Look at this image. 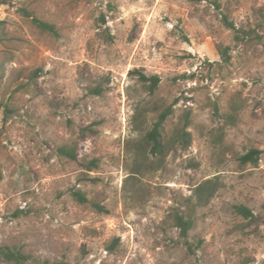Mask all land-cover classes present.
<instances>
[{
  "label": "rangeland",
  "instance_id": "374dc122",
  "mask_svg": "<svg viewBox=\"0 0 264 264\" xmlns=\"http://www.w3.org/2000/svg\"><path fill=\"white\" fill-rule=\"evenodd\" d=\"M214 1L0 4V100L14 108L8 118L0 110V245L29 254L23 264H264V0H218L221 8ZM22 6L59 35L36 27ZM223 13L259 36L238 41ZM219 45L229 47L230 62ZM26 68L41 75L30 91L13 94L12 78ZM136 70L160 76L155 93ZM98 84L104 93L90 94ZM233 101L243 106L220 152L210 137L215 106L227 113ZM154 103H175L172 123L190 111L192 141L144 160L133 141L156 120ZM95 121L97 133L77 150L79 160L97 159L87 170L58 147ZM251 148L261 151L258 163L241 167L238 157ZM199 185L209 197L183 237L170 215ZM75 189L107 210L80 203ZM236 203H247L255 219L234 213Z\"/></svg>",
  "mask_w": 264,
  "mask_h": 264
},
{
  "label": "trees",
  "instance_id": "16d2710c",
  "mask_svg": "<svg viewBox=\"0 0 264 264\" xmlns=\"http://www.w3.org/2000/svg\"><path fill=\"white\" fill-rule=\"evenodd\" d=\"M14 0H0V4H10ZM217 8H221V3L218 0L214 1ZM20 11L27 17L31 19V22L38 27L43 32H50L54 35H59V32L54 23L45 21L37 17L33 10H30L27 6L20 7ZM223 12V11H222ZM104 20V19H103ZM222 22L228 28L236 31V39L238 41H247L248 39H255L259 35L254 30H241L237 29L233 21H231L227 15V13H223ZM2 24V22H0ZM3 29L0 27V40H2V36L4 37ZM102 36L107 38V40H112L113 36L106 31L102 32ZM218 52L221 56L223 62H230L231 54L229 52V47H223L221 45L218 46ZM41 69H23L16 77L12 78V85L16 84V89L12 91L15 94L18 91L28 92L36 85V80L41 75ZM136 72L140 75V80L144 87L152 94L155 93L157 88L160 85L161 78L158 74L146 75L143 72ZM3 68L2 63H0V78L3 76ZM187 78H195V75L184 74ZM88 91L90 94L94 95H102L104 93V87L100 84L91 85L88 87ZM237 100V99H236ZM175 103L172 104H159L154 103V110L158 112L156 120L152 123V126L143 131L141 128H138L140 131L139 137L133 141V146L137 150V153L142 157V159H149L150 156L156 158H162L167 155L169 151L174 150L178 151L179 149H186L191 141H192V133L188 130V127L191 123L190 111H186L177 123H172V116L174 114V106ZM242 103H237V101H233L231 106V111L227 113H220L217 106H215V114L219 119V125L214 129L211 134V141L213 146L220 147V152L223 149H226V145L224 144V136L226 133V128L229 125L235 124L239 118V113ZM0 110H3L4 117L8 118L13 112L14 108L9 105V101L0 100ZM100 122V121H99ZM98 121H95L92 124L83 126L80 130L78 138L76 140H71L66 142L58 147V154L61 157L67 158L70 161H73L83 168L87 170H92L93 168L98 166L97 159L90 160H79L77 155L79 140L83 139L87 136L88 133L96 134L97 128L94 127L93 124H100ZM261 156V151L257 148H251L245 154L238 157V161L241 167H244L248 163L257 164ZM144 165L141 163L138 165V170H142ZM146 168H143V170ZM88 173L82 172L80 173V180H86V176ZM82 175V176H81ZM1 177V174H0ZM73 196L80 203L89 204L96 208L98 211L107 210L101 203H99L94 198H89L85 191L82 189H75L72 192ZM194 196L197 198L194 199ZM209 197V193L206 192L204 186L199 185L195 188L193 195L184 199L181 203L182 206L185 207L184 210L174 211L172 212L171 218L174 222V226L180 229V233L183 237H187L189 231L195 225V213L196 208L201 206L204 198ZM234 213L241 214L247 219H255V215L247 203H236L233 205ZM191 243L189 247L191 248ZM115 244L108 246V249L114 250ZM30 259V255L24 253V251L18 246H7L0 245V264H23L26 263Z\"/></svg>",
  "mask_w": 264,
  "mask_h": 264
}]
</instances>
